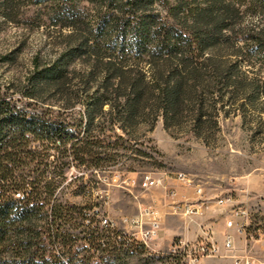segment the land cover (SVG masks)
I'll return each instance as SVG.
<instances>
[{
    "label": "trees",
    "instance_id": "1",
    "mask_svg": "<svg viewBox=\"0 0 264 264\" xmlns=\"http://www.w3.org/2000/svg\"><path fill=\"white\" fill-rule=\"evenodd\" d=\"M0 17L60 40L19 99L0 90V264H114L138 250L58 199L50 151L97 169L120 150L147 155L135 147L160 119L210 145L231 117L264 145V0H0ZM48 100L64 112L34 111Z\"/></svg>",
    "mask_w": 264,
    "mask_h": 264
},
{
    "label": "rangeland",
    "instance_id": "2",
    "mask_svg": "<svg viewBox=\"0 0 264 264\" xmlns=\"http://www.w3.org/2000/svg\"><path fill=\"white\" fill-rule=\"evenodd\" d=\"M33 14V9L27 13ZM28 19V18H27ZM50 31L46 27H37L30 22H8L0 17V90L19 99L21 85L32 70L35 57L44 60L54 59L59 49V39L50 38ZM57 35V34H55ZM15 93V94H14ZM35 112L48 111L54 116L64 112L63 106L48 100L33 106ZM76 112L81 110L76 107ZM78 120L76 114L73 116ZM220 132L212 144L207 145L203 140L192 134L177 130H167L160 119L152 132L140 136L143 146L135 148L147 153L141 156L134 152L120 150L121 155L115 163H104L102 168L90 167L73 161L72 158L59 157L58 151H50L48 158V178L57 176L60 186L57 197L63 202L86 209L87 217L94 220V225L100 228V217L108 215L118 224L116 234L124 231L122 220L137 214L140 205L156 203L162 205L164 197L170 191L177 193L182 200L190 198L196 201L198 189H202L205 197L214 200L226 195L239 198L258 197L256 189L264 187V145L252 140L250 133L243 127L240 117L220 120ZM147 129L143 128L140 133ZM117 134H121L119 130ZM112 136V133H107ZM115 141V140H114ZM32 161L30 167L36 169L38 162ZM45 169V166H42ZM150 174L162 182V186L144 190L140 186H127V179L135 178L140 184L142 177ZM179 174H185L188 184L178 179ZM18 197V195L16 196ZM211 205L205 215L194 218L166 216L163 229L157 241L163 247L168 241L182 236L192 243H199L210 236L220 248L219 256L205 259L201 264H236L223 248L225 233L228 231V210ZM167 212L168 209L164 208ZM239 221L236 220V223ZM264 225V214L253 216V224L248 234L257 232V225ZM80 227L70 233L79 239L84 237ZM235 237V246L239 249L242 241L237 233L230 230ZM111 245L114 244L111 232ZM251 253L237 251L244 256L249 254L256 260L264 261V245L253 242ZM114 246V245H113ZM241 250V249H240ZM164 253V254H163ZM167 252H155L149 255L146 251L125 248L121 261L114 264H162L169 261ZM99 254L94 259L98 263ZM66 261V258H64ZM256 264L259 261H254Z\"/></svg>",
    "mask_w": 264,
    "mask_h": 264
},
{
    "label": "built area",
    "instance_id": "3",
    "mask_svg": "<svg viewBox=\"0 0 264 264\" xmlns=\"http://www.w3.org/2000/svg\"><path fill=\"white\" fill-rule=\"evenodd\" d=\"M185 174H179L178 179L188 184ZM127 186H140L144 190L159 188L162 182L155 179L150 174H145L139 184L137 179H127ZM197 199L192 201L190 198L178 199L176 191L172 190L163 199L162 205L156 203L149 205H140L139 210L133 217H127L122 220L124 231L117 234V240L123 242L125 247H135L138 250L146 251L152 254L155 252H168L169 261L162 264H201L205 259L215 258L219 256L220 248L210 236L199 243H192L182 236L175 237L168 241L163 247H159L156 243L160 238L163 229V222L166 216H177L182 218H194L203 216L210 209L211 205L219 208H229L228 221L226 223L227 232L225 233L223 248L230 257L235 260L236 264H264V261L256 260L253 256L245 254L239 256L237 251L251 253L253 250V242L264 245V225H257V232L248 234L249 227L253 224V216L262 213L264 199L260 197L250 198L251 206H243L237 203L236 197L226 195L214 200L205 197L203 190L196 191ZM164 208L168 211L165 212ZM236 220L239 222L236 223ZM100 226L107 228L112 232L118 230V224L108 215L100 217ZM230 230H234L239 240L242 241L241 250L235 246V237Z\"/></svg>",
    "mask_w": 264,
    "mask_h": 264
},
{
    "label": "crops",
    "instance_id": "4",
    "mask_svg": "<svg viewBox=\"0 0 264 264\" xmlns=\"http://www.w3.org/2000/svg\"><path fill=\"white\" fill-rule=\"evenodd\" d=\"M257 191V194H258V197L264 199V187L263 188H260V189H256ZM237 203L243 205V206H251L252 203L249 201V199H245L244 197L243 198H239L237 200ZM262 213L264 214V206L262 207ZM205 264H213L212 262H208V263H205Z\"/></svg>",
    "mask_w": 264,
    "mask_h": 264
},
{
    "label": "bare ground",
    "instance_id": "5",
    "mask_svg": "<svg viewBox=\"0 0 264 264\" xmlns=\"http://www.w3.org/2000/svg\"><path fill=\"white\" fill-rule=\"evenodd\" d=\"M157 253H159V252H157ZM163 254H164V253H163ZM166 254H167V256H169V253H168V252H167Z\"/></svg>",
    "mask_w": 264,
    "mask_h": 264
}]
</instances>
